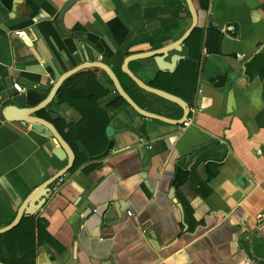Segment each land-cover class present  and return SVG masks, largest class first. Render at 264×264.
<instances>
[{"label":"crops","instance_id":"obj_1","mask_svg":"<svg viewBox=\"0 0 264 264\" xmlns=\"http://www.w3.org/2000/svg\"><path fill=\"white\" fill-rule=\"evenodd\" d=\"M66 1L0 0V64L14 84L54 85L97 62L115 71L122 55L163 48L192 25L185 0H77L60 17ZM193 3L201 53L191 48L198 76L189 120L138 117L111 105L117 92L101 68L73 74L99 94L93 73L109 90L94 110L102 141L91 155L69 142L78 102H59L58 90L37 116L79 164L24 216L34 239L23 236L27 224L2 233L0 255L15 260L34 243L35 264H264V0ZM191 49L184 44L183 60ZM131 62L140 78L158 69L153 58ZM0 87L6 94L1 77ZM9 105H0V228L68 163L54 154L53 137L7 120Z\"/></svg>","mask_w":264,"mask_h":264},{"label":"water","instance_id":"obj_2","mask_svg":"<svg viewBox=\"0 0 264 264\" xmlns=\"http://www.w3.org/2000/svg\"><path fill=\"white\" fill-rule=\"evenodd\" d=\"M77 0H67L62 8L60 17H63L66 11ZM190 14L192 16V25L185 32V34L177 41L164 46L158 50H152L148 52H141L132 54L124 59L122 65V71L126 73L141 89L155 94L159 97L175 102L183 109V116L181 119L175 120L162 116L140 107L131 96L123 88L117 74L111 66L97 62L89 65H83L71 70L56 79L54 85L39 83L38 85L27 84L24 90L19 92L14 89V79L9 73V67L6 64H0V77L5 82L7 87L6 96L10 101V105L6 107L4 116L10 121H19L25 124H30L32 128L48 137H53L57 142V147L54 150V154L59 158L68 161L67 165L58 172L55 176L47 180L42 184L34 193H32L26 203L21 207L15 220L7 227L0 228V234L6 233L15 228L24 216L33 215L38 209H40L47 201L50 195L51 187L55 182L66 175L73 167L75 161V154L69 144L63 139L59 132L54 128L52 124L46 120L37 116L38 112L45 108L53 99L54 95L60 89L62 83L76 72L86 67H98L101 68L112 81L114 88L119 96L125 99V101L141 116L149 119H156L172 125H183L189 120L191 108L189 104L182 98L166 92L164 90L150 86L142 78L134 74L130 68L129 63L134 60L153 58L158 70L164 72H175L180 61L184 59L180 52L183 50L186 40L190 37L191 33L195 30L197 24V12L193 0H185ZM176 52L170 57L171 52ZM170 57V58H169ZM169 58V60H168ZM173 192V191H172ZM34 205V206H33ZM180 206V205H179ZM0 264H5L0 261Z\"/></svg>","mask_w":264,"mask_h":264},{"label":"trees","instance_id":"obj_3","mask_svg":"<svg viewBox=\"0 0 264 264\" xmlns=\"http://www.w3.org/2000/svg\"><path fill=\"white\" fill-rule=\"evenodd\" d=\"M198 36V29L191 33L190 37L186 40L185 44L187 47L195 48V55L198 56L201 53V39L200 41H196ZM197 51V52H196ZM124 55L119 58V65L115 67V73L117 74L123 88L125 91L131 96V98L143 109L147 111L166 116L171 119H181L183 116V109L180 105L175 102L169 101L162 97H159L155 94L149 93L143 89H141L126 73H124L121 69V64L123 62ZM197 59L196 56L193 55L192 49L189 52V58L186 60H182L176 69L175 72H164L158 69H154L151 76L149 78H141L147 82L150 86L164 90L171 94H174L183 100H185L188 104H191L196 91V82L198 76L197 64L194 62ZM144 64L146 59L134 60L131 62V66L139 63ZM82 78H85L83 76ZM87 78L97 86L99 92L102 95L109 94V90L107 91L105 88L101 86V83L96 79L93 73H88ZM80 77L73 76L68 78L60 87L58 91V100L61 103L69 102V100L77 101L78 104L75 105L79 115L80 120L76 125L69 126L70 131L66 135V138L71 142V144L79 143L81 146V150L84 154H94V144L101 143V130H102V122L101 119L97 118L98 115L95 113V109H98V101L99 95L95 89H93L89 82L86 83L80 82ZM112 83V81H111ZM114 107L124 108L131 110L136 116L143 117L138 114L126 101L124 98L117 94L116 99L111 103ZM102 112L101 109H99ZM104 116V144L106 143V128L109 124V117L107 114L103 112ZM78 161H75L71 170L76 169L78 166ZM187 217L190 216V213L186 214ZM29 219L23 217L20 223L10 230L8 234H11L15 231L20 230L23 226H26L27 221ZM27 233L23 236L27 239H34L35 227L33 224H27ZM0 261L5 264H35L36 261V252H35V244L32 243L31 247L27 250V252L17 258L15 260L10 259L5 255H0Z\"/></svg>","mask_w":264,"mask_h":264},{"label":"built area","instance_id":"obj_4","mask_svg":"<svg viewBox=\"0 0 264 264\" xmlns=\"http://www.w3.org/2000/svg\"><path fill=\"white\" fill-rule=\"evenodd\" d=\"M13 87L19 92L24 90V88L20 84H17V83H15L13 85ZM6 100H7V96H6V94L3 93V91L0 87V105L3 104Z\"/></svg>","mask_w":264,"mask_h":264}]
</instances>
